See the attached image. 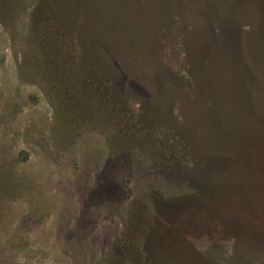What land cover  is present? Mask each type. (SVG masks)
<instances>
[{
	"label": "rangeland",
	"instance_id": "rangeland-1",
	"mask_svg": "<svg viewBox=\"0 0 264 264\" xmlns=\"http://www.w3.org/2000/svg\"><path fill=\"white\" fill-rule=\"evenodd\" d=\"M0 264H264V0H0Z\"/></svg>",
	"mask_w": 264,
	"mask_h": 264
}]
</instances>
